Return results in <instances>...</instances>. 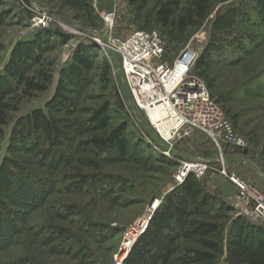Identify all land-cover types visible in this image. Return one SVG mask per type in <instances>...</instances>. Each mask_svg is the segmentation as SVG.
Returning a JSON list of instances; mask_svg holds the SVG:
<instances>
[{
  "label": "rangeland",
  "instance_id": "374dc122",
  "mask_svg": "<svg viewBox=\"0 0 264 264\" xmlns=\"http://www.w3.org/2000/svg\"><path fill=\"white\" fill-rule=\"evenodd\" d=\"M78 1L0 0V111L7 120L0 123V264H122L193 174L178 180L185 162L197 160L210 166L193 174L203 191L192 199L191 219L217 224L214 248H204L186 224L173 264H188L184 257L200 249L214 255L206 264H224L230 238L246 222L264 227L243 215L223 174L264 192V0H206L205 18L185 31L159 24L157 14L172 2L178 20L197 0ZM112 9L116 34L158 30L169 65L187 50L196 53L189 76L205 83L247 138V154L200 129L162 139L130 93L121 55L95 40L108 29L102 12ZM35 111L52 119V130L28 122ZM96 140L109 146L96 149ZM146 217L147 228L131 239Z\"/></svg>",
  "mask_w": 264,
  "mask_h": 264
},
{
  "label": "built area",
  "instance_id": "2783aa9c",
  "mask_svg": "<svg viewBox=\"0 0 264 264\" xmlns=\"http://www.w3.org/2000/svg\"><path fill=\"white\" fill-rule=\"evenodd\" d=\"M47 16L48 14H44L42 18L37 19L38 26L45 24ZM102 18L108 29L95 40L104 49H111L121 55L120 69L125 75L130 93L136 100V105L147 113L164 141H167L168 137L151 119L148 108L155 106L168 108V113L158 123H165L169 127L170 136L191 134L200 129L219 146L221 143H230L234 148L250 147L247 138L237 133L226 113L210 98L205 83L198 77L189 76L196 53L187 50L184 57L183 54L179 55L173 65H169L163 61L166 41L158 30L136 29L128 36H122L115 33L116 10L103 11ZM209 166L206 161H186L184 165L186 170L179 174L182 175L180 180L188 173L205 175ZM223 174L238 191L237 200L243 215L264 226V192L243 180L238 174L226 171Z\"/></svg>",
  "mask_w": 264,
  "mask_h": 264
},
{
  "label": "trees",
  "instance_id": "16d2710c",
  "mask_svg": "<svg viewBox=\"0 0 264 264\" xmlns=\"http://www.w3.org/2000/svg\"><path fill=\"white\" fill-rule=\"evenodd\" d=\"M68 1L72 3V0ZM75 1L78 3L82 2ZM146 1L130 0L132 4ZM206 6V0H197L187 14L179 17L178 20H174L172 19L175 14L173 4L172 2H167L159 10L157 20L159 24H173L178 31H185L188 27L200 24L205 18ZM161 37L163 38L162 34ZM79 56V62L85 67L88 66L90 60L88 55L82 53ZM204 63L205 60L203 59L198 61L197 65L201 67ZM16 66L21 68L20 57ZM27 85L33 89L43 90L42 86L32 80H29ZM7 106V104H4L2 110ZM4 117V112L0 111V123L2 124L7 123ZM29 121L33 124H38L46 132L53 128L52 119L39 111L30 114L28 116ZM123 143V141H119L117 146L126 148ZM107 146L109 145L102 140L95 141L96 149H105ZM179 190L169 195L164 206L154 214L148 230L122 264H173V257L179 253L178 240L181 237L180 232L186 224H188L189 228L186 232L200 239L204 248H214L213 244L209 242V237L217 231V224L198 222L191 219L195 210V206L192 205V199L203 191L201 189V181L195 175L189 174ZM227 250L228 254L224 264H264V227L246 222L242 232L230 238ZM184 258H186L188 264H206L214 259V255L200 249L193 250L191 256H185Z\"/></svg>",
  "mask_w": 264,
  "mask_h": 264
},
{
  "label": "bare ground",
  "instance_id": "6f19581e",
  "mask_svg": "<svg viewBox=\"0 0 264 264\" xmlns=\"http://www.w3.org/2000/svg\"><path fill=\"white\" fill-rule=\"evenodd\" d=\"M181 69H183V67H181ZM148 111H149V113H150L151 119L154 120V122L157 124L158 128H159L161 131H163V133H164L167 137H169L170 134H171V133H170V130H169V127H167V126L165 125V123H158L159 120L163 119V118L166 116V114L168 113V108L165 107V106H155V107L148 108ZM166 128H167V130H166ZM168 130H169V131H168ZM185 170H186V168L183 167V170H182V171H185ZM179 176H180V177H178V180L180 181L182 175H179ZM156 205H158L157 200L155 201L153 207H155ZM147 220H148V217L142 219V220L138 223V225H137L136 228L134 229V231H135L134 233H135V234H134L133 232L131 233V234H132L131 239L135 240V237L137 236L136 234L139 235V234L142 233V231L145 230V228H146V226H147V224H148ZM132 242H133V241H132ZM126 245H127V244H126ZM127 247H128V246H127Z\"/></svg>",
  "mask_w": 264,
  "mask_h": 264
},
{
  "label": "water",
  "instance_id": "95a60500",
  "mask_svg": "<svg viewBox=\"0 0 264 264\" xmlns=\"http://www.w3.org/2000/svg\"><path fill=\"white\" fill-rule=\"evenodd\" d=\"M184 56H185V54H183L182 57H184ZM235 151H236L237 153H245V154H247V153L249 152V149H248V148H244V149H242L241 146H236V147H235Z\"/></svg>",
  "mask_w": 264,
  "mask_h": 264
},
{
  "label": "crops",
  "instance_id": "0c3cea01",
  "mask_svg": "<svg viewBox=\"0 0 264 264\" xmlns=\"http://www.w3.org/2000/svg\"><path fill=\"white\" fill-rule=\"evenodd\" d=\"M131 33H132V32H131ZM131 33L125 34L124 36H128V35H130Z\"/></svg>",
  "mask_w": 264,
  "mask_h": 264
}]
</instances>
